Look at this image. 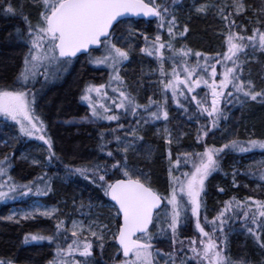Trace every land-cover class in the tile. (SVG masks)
Listing matches in <instances>:
<instances>
[{
	"label": "snow or ice",
	"instance_id": "obj_1",
	"mask_svg": "<svg viewBox=\"0 0 264 264\" xmlns=\"http://www.w3.org/2000/svg\"><path fill=\"white\" fill-rule=\"evenodd\" d=\"M179 2L31 0L32 5L38 9L33 24L23 11L24 5L17 7L10 0H0V15L23 17L27 30L26 33L18 31L17 35L28 46L23 67L13 82H0V118L5 123L11 122L17 126L20 137L42 141L47 146L45 159L49 164L59 157L53 149L52 138L47 135L42 114L38 111V95L44 84L60 79L82 55L94 67L102 66L110 70L108 84H87L84 87L80 100L86 103L88 113L79 121L93 125L115 123V127H109L99 134V151L109 160L95 163L91 167L64 166L68 175L80 176L94 184L112 202L107 205L112 213L109 221L98 224L96 221L86 223L73 219L71 225L66 226L65 221L57 216V207H45L38 199L23 214H10L6 217L15 223L37 216L56 221L55 230L50 234L28 233L23 238L25 245H43L46 242L54 249L48 264H95L94 249L98 247L103 254L109 241L116 248L113 264H246L243 259L232 260L227 254L226 225L233 217L226 213L233 207L242 209L240 218L246 222V231L264 249V239L260 235L264 232V201L246 198L255 206L253 211L251 205L233 197L225 201L224 207L211 220L206 215L202 219L206 181L214 172L221 170V154H227L226 150L251 153L259 149L264 152V139H231L220 147L205 143L203 151L183 152L175 160L169 147L166 195L152 187L148 174L128 164V153L135 149L137 141L143 140L139 134L141 127L161 120L169 121V100L189 120L195 119L200 123L201 116L207 117V123L202 124L197 131V143H201L210 131L218 128L221 119H227L221 108L222 102H236L241 106L249 101L264 104V88L257 90L253 80L244 76V65L249 59L256 60L257 53L264 55V0H260V7L254 10L257 19L253 22L250 35L247 34V26L237 25L234 19L247 12L245 0H231V3L223 4L206 0L193 5L197 14L207 15L215 10L214 14L225 22L227 29L224 33L226 51L214 58L195 52L197 60L194 65L188 62L191 49L183 46L175 48L172 43L177 36L183 37L189 31L186 25L182 30L178 28L173 6ZM137 23H155L157 28L153 37L144 32L139 33L144 41V47L139 51L157 61V71L161 77L158 81L161 85V98L155 100L150 96L147 104L139 103L135 96L122 87L124 81L120 71L130 58L133 49L131 41L126 46H118L115 42V34L121 25H127L128 35L134 37L136 30L133 25ZM164 29L168 33L167 41L162 39L161 30ZM101 46L103 54L94 56L93 52ZM165 49L172 55L165 56ZM202 56L203 63L200 62ZM169 61L172 65L170 73L164 67ZM217 65L222 68L219 73ZM40 78L43 80L41 89H35ZM113 82L117 86H112ZM108 88L117 96L109 97L106 91ZM199 88L207 91L201 95L196 91ZM108 99H111V106L101 102ZM192 104L195 109L190 112L189 106ZM129 116L134 118V123L130 122L126 126L122 121ZM164 133L165 144L171 146L173 137L167 126ZM113 143L114 150L109 148ZM115 153L120 154L119 159ZM22 158L28 159L26 156ZM30 163L39 165L41 161L33 157ZM182 164H190V170H181ZM11 167L8 155L0 159V202L15 200L17 193L21 197L39 198L52 191V180L47 173L28 183L18 184L9 174ZM173 169L179 175L174 174ZM237 174L234 170V187L237 186ZM246 174L258 175V179L264 181V160L258 162V173ZM218 190L224 191L223 188ZM190 221L194 222L199 236L186 238V243L185 239H180L179 233L182 225ZM69 233L72 237L70 242ZM160 238L170 241L171 251L165 252L153 243ZM0 264L15 262L12 259H0Z\"/></svg>",
	"mask_w": 264,
	"mask_h": 264
},
{
	"label": "trees",
	"instance_id": "obj_2",
	"mask_svg": "<svg viewBox=\"0 0 264 264\" xmlns=\"http://www.w3.org/2000/svg\"><path fill=\"white\" fill-rule=\"evenodd\" d=\"M163 1L165 3V0L157 2ZM181 1L182 4H187L188 6H190V2L196 5L206 2V0ZM10 2L17 7L24 5V13L33 19L34 13H28V10L31 11V6H29L31 0H10ZM167 2L169 1L167 0ZM208 2L219 4L220 0H208ZM245 3L248 9L255 10L260 7V0H246ZM214 13L215 11L212 10L207 15H190L189 13L187 16H184V19L187 20L186 26L189 29L185 35V40L189 43L188 47L197 49L198 51L203 50L210 57L217 55L216 51L220 49L224 51L226 49L224 33L227 32V29L224 21L218 20V16ZM250 15L251 13H245L244 15L234 17L237 25L247 26V34L249 35L254 26L253 22L257 19L256 16L255 20L249 22L248 18H250ZM23 25H25L24 20L19 15H0V82L5 84H11L19 73L22 58L27 51L25 48H28L27 45L23 46L21 43H14V31L17 32V28L24 30L25 27ZM134 25L135 29L139 32L146 34L154 32L152 23H137ZM118 31L116 32L117 34ZM249 60L250 62L244 66V71L248 73V77L253 80L258 90L264 88L262 77V74H264V55L257 53L256 60ZM80 62L81 60L76 67H73V71L68 75L65 83L62 86L51 89L43 97L44 99H41L39 104V111L42 114L44 122L50 128V133L48 132L47 134L52 138L53 149L59 159H54L49 164L45 159L47 155L46 146L41 143L40 145L36 141H27L23 138L20 139L21 141L18 144L11 143V147H6L5 145L6 148L0 149V159L5 155L11 158L12 167L9 169V174L18 184L28 183L44 173H47L48 177L52 180V191L47 196L39 198L29 196L13 202L17 205H26L32 202V198L34 200L40 199L48 204H57L62 201L64 203L61 205V210L57 216L59 219L64 220L66 225L73 218L84 217L86 212L92 214L98 206L111 204L108 198L103 195L100 188L80 176L68 175L64 167L65 164L91 167L95 163H104L106 160H109V158L99 151V134L102 131H106L109 127L116 126L115 123L108 125L106 122H104L106 126L89 125L79 122L88 113L87 105L80 100L84 87L91 83H97L98 85L108 84L107 81L99 79V71H95L91 67L80 66ZM144 62L147 63L149 60L146 57L142 59L139 54H134L131 57L130 66L126 67L127 71L124 75L122 87L133 96L140 97L142 102L146 103L145 98L148 97V94L144 90V87H142L143 84L140 83L144 75ZM249 72L251 75H249ZM198 90L199 92H197L201 94V88ZM106 91L112 97L117 96V93H113L111 88L106 89ZM103 103L111 106L106 100ZM246 106L248 109L240 113L243 106L239 103L231 102L223 104L222 109L225 115L231 112L232 114L238 112L241 115L237 120L234 119L236 121L234 124H237V128H234L230 132L237 133L240 136L239 139L242 141L247 140L245 137H241L246 132L252 138L260 139L261 136H264V104L259 106L257 102H248ZM194 109V104L189 106L190 112ZM239 109L241 111H238ZM171 113L172 128L176 131H174L176 138L180 139V143L177 146L170 147L173 155L172 158L177 157L184 148L188 152L198 151L197 147L200 144L197 143V131L201 128L202 124L207 123V117L201 116L199 118L200 123H197L195 119L189 120L186 114L185 120L182 121L175 115V110H171ZM226 116L228 117V115ZM222 120L221 128H215L210 131L202 143L215 145L214 142H216L219 132L226 124L225 119ZM69 121L71 123H68ZM122 122L126 126L130 122L134 123V121L128 122L127 120H123ZM229 130H231V127ZM182 132L185 134L184 137L180 136ZM158 134H160V131L157 130L155 125H147L146 130H143L141 133L143 140L137 141L136 145L139 143L141 147L142 144H148L151 148H147L143 154L136 153L138 150L136 152L130 151L128 153V164L148 174L152 187L161 192V194H164L168 187V169L170 165L169 161L165 160L167 147L164 144V134ZM1 139L4 142L6 138ZM38 146L42 148V153L40 154V158L42 159L41 165H32L27 160L19 158L21 150L26 151L30 149L32 152L33 148ZM109 148L114 150L115 144L109 145ZM226 152L227 154H221V170L214 172L206 181V194L203 196L204 207L202 214L203 216L206 215L209 220L224 207L225 201H230L233 197L249 205H251V201L246 200L248 197L264 201V181H260L258 175L250 176L246 174L249 172L258 173V167L252 169L244 168L247 161L264 158V152ZM115 154L119 159L120 154ZM234 170L238 173L235 176V184L237 185L235 187L233 186ZM220 188H223L224 191H219L218 189ZM17 195L19 194L17 193ZM81 204H83V207H81ZM5 207L8 209V206ZM251 207L255 211V206L251 205ZM233 209L234 212L232 211ZM233 209L226 213V215L233 217L229 224L226 225L228 231L227 254L232 260L243 259L246 264H264V249L260 248L255 238L246 231L244 226L246 222L240 218L242 217V209L236 207H233ZM101 210L108 214L107 209ZM55 223V220L43 218L35 221H22L20 223L2 221L0 219V259H12L15 264H48V261L54 254V249L46 242L43 245L33 244V247H26L23 244V238L28 233L39 232L50 234L55 230ZM186 227L183 229L182 239L187 238L189 232L192 231L191 223H188ZM260 235L261 239H264V232H261ZM68 239L69 242L72 239L70 234H68ZM159 242L170 241L163 239ZM160 245L165 246L166 244L162 243ZM21 246H25L26 248H21ZM115 253L116 248L111 246L110 241L106 243L103 254H101L98 247L95 248V264H113ZM77 259L82 258L77 257Z\"/></svg>",
	"mask_w": 264,
	"mask_h": 264
},
{
	"label": "rangeland",
	"instance_id": "obj_3",
	"mask_svg": "<svg viewBox=\"0 0 264 264\" xmlns=\"http://www.w3.org/2000/svg\"><path fill=\"white\" fill-rule=\"evenodd\" d=\"M157 1H159V0H157ZM161 1V0H160ZM169 2L168 3H171V0H168ZM245 2H246V0H245ZM160 3H164V1L163 2H160ZM223 3H231V0H220V2H219V4H223ZM190 6H188L187 4H182V1L180 0V2L176 5V7L174 8V14H175V16H176V18H177V23H178V28L180 29V30H182L183 29V27L187 24V20H185L184 19V16H187L189 13H190V15H201V14H197L196 12H195V9H194V7H193V5H196V4H193L192 2H190V4H189ZM29 6H31V11H29L28 10V13H30V12H33L34 13V17H33V19H31V17H29V15L28 14H25V15H27L30 19H31V21H32V23L33 24H35V22H36V19H37V15H38V9L36 8V7H34L33 5H32V3L30 2L29 3ZM215 11V10H214ZM189 12V13H188ZM246 13H251V15L249 16L250 18H248V16H247V18H248V21L250 22L251 20H255V17H256V15H254L253 13H254V10L253 9H248L247 10V12ZM245 14V13H244ZM243 14V15H244ZM218 16V15H217ZM23 18V17H22ZM218 20H220V21H222L220 18H219V16H218V18H217ZM24 20V19H23ZM247 20V19H246ZM24 23H25V21H24ZM225 23V22H224ZM24 27H25V29L23 30V29H16V31L17 32H15L14 31V43L16 44V43H21L23 46H25V45H27L26 43H24L22 40H20L19 38H18V35H17V33H18V31L20 32V33H26V30H27V24L25 23V25H23ZM152 28H153V30H154V32H150V34H147V35H149L150 37H153L155 34H156V32H157V28H156V24L155 23H153L152 24ZM121 30H122V33L120 34V36H115L116 37V40H115V42L117 43V45L118 46H126L127 44H128V42L129 41H131V43H132V45H133V49H132V51H131V54H130V58H129V60L128 61H126L125 62V64H124V66L121 68V71H120V75H121V77L123 78V80H124V75H125V73H126V67H128V66H130V62H131V57L134 55V54H139L140 56H141V58L143 59L144 57H146V59L147 60H149V62H147V63H145L144 62V69H143V77H142V81H140V83H142L143 85H142V87H144V90L146 91V93L148 94V97H152L153 99H155V100H159L160 98H161V85H159L158 84V81L161 79V77H160V75H159V72L157 71V69H158V67H159V65H158V63H157V61L153 58V57H150V56H147L146 54H144V53H141L140 51H139V49L140 48H142V47H144V41H143V38L139 35V31H136V35L134 36V37H130L129 35H128V32H127V25H122L121 26ZM146 34V33H145ZM161 35H162V39L163 40H165V41H167L168 39H169V37H168V33H167V31H166V29H164V30H161ZM191 43H192V41H190ZM172 43H173V45H174V47L175 48H180V47H187L188 49H191V51H192V54L189 56V58H188V62H189V64L190 65H194L195 64V62H196V60H197V57L194 55V53L195 52H201V53H203L205 56H208L207 55V53L206 52H204L203 50H197V49H194V48H191V47H188V45H189V43L185 40V36H183V37H180V36H177L176 37V39L175 40H173L172 41ZM25 50H27L28 51V48H25ZM26 51V52H27ZM216 51V50H215ZM226 51V49L223 51V49L221 50H218V51H216L218 54H222L223 52H225ZM103 54V50L100 52V53H94L93 55L94 56H100V55H102ZM164 54H165V56H171L172 54L171 53H169L166 49L164 50ZM217 54V55H218ZM217 55H214L213 57H210V56H208L209 58H214V57H216ZM177 60H179V57H177L176 58ZM200 62L201 63H203L204 61H203V56L200 58ZM248 62H250V60L248 61ZM85 63L86 64H89L88 62H87V60L85 61ZM90 65V67L93 69V70H95V71H99L100 72V75L98 76L99 77V79H102V80H105V81H107V82H109V69L108 68H105V67H94L93 65H91V64H89ZM229 66H231L230 64H229ZM245 66V65H244ZM22 67H23V63H22V66L21 67H19V71L22 69ZM151 67H153V68H151ZM165 70L167 71V72H171V70H172V65H171V61H169L168 63H166L165 64ZM72 71H73V67H71L70 69H69V71L66 73V74H64L60 79H57V80H55V81H53V82H50V83H46V84H44V86H43V88L45 87H56V86H58L60 83H62L64 80H65V78H66V76H68V75H70L71 73H72ZM217 71H218V73L219 72H221L222 71V68H221V66L220 65H217ZM244 76H245V78L246 79H251L250 77H248V73H246L245 71H244ZM262 77H263V81H264V74H262ZM181 78H183V72H182V70H181ZM219 76L217 77V80H219ZM101 82H103V81H101ZM43 83V80H42V78H40V81L39 82H37L36 83V85H35V88L36 89H41V84ZM91 84H95V85H98L97 83H91ZM113 84H114V87L115 86H117L116 85V83L115 82H113ZM255 84V83H254ZM256 86V85H255ZM51 89V88H50ZM200 89V88H199ZM256 89L258 90V88H257V86H256ZM201 90H202V88H201ZM196 91H198L199 92V90L197 89ZM205 91H207L206 89H203L202 90V93H201V95H203V92H205ZM227 91V90H226ZM93 95H95V94H93ZM169 96L171 95V93H169L168 94ZM115 96V95H114ZM109 97H112L111 95H109ZM148 97L147 98H145V100H146V103H143L142 102V100L140 99V97H136V99H137V101L139 102V103H143V104H147V102H148ZM104 100H102L101 102H103ZM109 104H111V99H109V100H106ZM253 101H249V103H252ZM85 105H86V103L85 102H83ZM223 102L221 103V108H223ZM258 105V104H257ZM259 106H261V104L259 103ZM246 109H248L247 108V106L245 105V106H243V107H241V110L239 109L238 111H241L240 113H243ZM168 110H169V113H170V115H169V121H167V122H164V121H157V122H155V123H149L148 125H155V127L157 128V130H159L160 131V134H158V135H161V134H164L165 135V133H164V128H165V126H167V128L169 129V131L172 133V137H173V143L171 144V146H169V145H166L165 144V142H164V144L166 145V147H167V151H168V149H169V147H174V146H177L178 145V143H180V139H178V138H176V135H175V130H173V126H172V123H171V119H170V116H172V113H171V110H175V115L177 116V117H179V119H181L182 121H184L185 119V114L182 112V110H179V109H177L176 108V106H175V104L171 101V100H169V104H168ZM236 113H238V112H234V114H231V115H229L228 117H227V119L225 120L226 121V124H225V126L221 129V131L219 132V135H218V138L216 139V142H214V146L215 147H220L221 145H223L224 143H227L229 140H231V139H239L240 138V136L237 134V133H232V132H230V131H232V130H234V128H237V124H234L236 121L235 120H237V118H240L241 117V115H240V113H238V114H236ZM235 119V120H234ZM125 120H127L128 122L129 121H134V118H132L131 116H129V117H127ZM222 119L220 120V122H219V127L218 128H221L220 127V125H221V123H222ZM133 123V122H132ZM234 124V126H232L233 124ZM87 124V123H86ZM232 124V125H231ZM89 125H93V124H89ZM96 126H106L105 125V123L103 122V123H98V124H95ZM147 127V125H143L142 127H141V131H140V135H141V133H142V131L144 130H146V127ZM231 127V130H229V128ZM144 128V129H143ZM175 131V132H174ZM249 133H247L246 132V134L245 135H243V136H241V137H245L246 139H248L249 137H252V136H250V135H248ZM48 135V134H47ZM121 135H122V133H121ZM180 136H182V137H184L185 136V134H184V132H182V134L180 135ZM0 137L1 138H6L5 139V141L3 142V140L0 138V149H4V148H6L7 146L8 147H11V143L12 144H18L21 140V138H23V137H20V134H19V132H18V128H17V126H15L14 124H12L11 122H7V123H5V122H3L2 121V118H0ZM23 139H26L27 141H36L37 143H41V144H43L42 143V141H38V140H35V139H28V138H23ZM260 139H264V136H261V138ZM239 140H241V139H239ZM242 141V140H241ZM40 144V145H41ZM114 144V143H113ZM198 144H200V146L199 147H197V149H198V151H203V145L205 144V143H198ZM5 145H6V147H5ZM46 146V145H45ZM209 146H213V145H210L209 144ZM41 146H38V147H34L33 148V150H32V152H31V150L30 149H27L26 151H23V150H21V153H20V155H19V158H21V160L23 159L22 157H28V159H24V160H27L29 163H30V160H31V158H33V157H35L36 159H38V160H40L41 161V163L39 164V165H41L42 164V159L40 158V154L42 153V148H40ZM47 147V146H46ZM147 148H151L148 144H142L141 145V147H140V144L138 143V145H136V147H135V149L133 150V151H137L136 153H140V154H143V153H145V150L147 149ZM28 151H30V152H28ZM155 151V150H154ZM167 151H166V155H165V160H168V157H167ZM227 151V150H226ZM256 151H261V150H259V149H255V150H253L252 152H256ZM183 152H188V150L186 149V148H184L180 153H183ZM147 153V152H146ZM172 153V152H171ZM223 154V153H222ZM173 156V155H172ZM176 158V157H175ZM175 158H173V160H175ZM181 158V160H183L184 158H183V156H181L180 157ZM261 160H264V158H261V159H257V160H253V161H247L246 162V164L244 165V168H247V169H252V168H257L258 167V162L259 161H261ZM31 164V163H30ZM33 165V164H32ZM237 165V164H236ZM190 168H191V165L190 164H188V165H181V170H184V171H187V170H190ZM141 170V169H140ZM142 171V170H141ZM173 171H174V174H176V175H179V172L178 171H176L175 169H173ZM161 193V192H160ZM167 193H164L163 195H166ZM18 199H25V197H21V196H19V195H17L16 196V199L15 200H12V199H9V200H7V201H5V202H0V207L2 208L1 210H0V219L3 221V220H5V221H9V220H7L6 219V217L8 216V215H10V214H17V215H20V214H23L25 211H28V210H30L31 209V206H32V204H33V202L34 201H36V200H34L33 198L31 199V201L32 202H29L28 204H26V205H17L15 202H13V201H16V200H18ZM39 201H40V204L41 205H43V206H45V207H57L58 209H59V211H58V213L60 212V210H61V205H63V203L64 202H59V203H57V204H48V203H45V202H43L42 200H40V199H38ZM109 205V204H108ZM5 206H8V209L5 207ZM3 208H5V209H3ZM101 209H107V212H108V214H106L105 212H103ZM233 212H234V209L232 210ZM202 212H203V208H202ZM58 213H57V215H58ZM111 215H112V213L110 212V210H109V208L107 207V205H105V206H98L97 208H96V210L92 213V214H90L89 212H86V214H85V216L84 217H82V218H73V219H75V220H77V221H81V220H83V221H85L86 223L88 222V221H96L98 224H103V223H107L108 221H109V219H110V217H111ZM107 218V219H103V218ZM39 218H43V219H47V218H44V217H40V216H37L35 219H28V220H21V222L22 221H35V220H37V219H39ZM73 219H71V220H69V222L67 223V225L66 226H70L71 225V221L73 220ZM161 219H163V218H161ZM202 219H203V215H202ZM10 222H13V221H10ZM189 223H191V225H192V231H190L189 232V234H188V237L187 238H191V237H193V236H196L197 238H198V236H199V234L195 231V227H194V222H189ZM187 225H182V227H181V229H180V233H179V235H180V239H182L181 238V236L183 235V229L184 228H187L186 227ZM207 228V227H206ZM38 229H40V228H38ZM115 230V228L113 227V231ZM206 230H209L208 228L206 229ZM41 231V230H40ZM45 231V230H44ZM153 231L155 232V229H153ZM70 234V233H69ZM246 235V234H245ZM71 236V235H70ZM228 237V236H227ZM164 238H160V239H156V240H154L153 241V243L154 244H156V246L157 247H159L160 249H162L163 251H165V252H169V251H171L172 249H171V247H170V242H159V241H161V240H163ZM185 242L187 243V240H186V238H185ZM162 244V243H164V244H166L165 246H162V245H160V244ZM169 244V245H168ZM28 246H30V247H33L34 245L33 244H28ZM21 248H26L25 246H21ZM189 255H190V253H189Z\"/></svg>",
	"mask_w": 264,
	"mask_h": 264
},
{
	"label": "flooded vegetation",
	"instance_id": "obj_4",
	"mask_svg": "<svg viewBox=\"0 0 264 264\" xmlns=\"http://www.w3.org/2000/svg\"><path fill=\"white\" fill-rule=\"evenodd\" d=\"M119 33L121 34L122 33V30H121V26H120V28H119ZM103 49V48H102ZM101 49V50H102ZM100 50V51H101ZM100 51H96V52H100ZM95 53V52H94ZM24 58V57H23ZM23 58H22V63H23ZM81 60V62H80V66H86V67H90V65L89 64H86L85 63V61L87 60V57L86 56H82V57H80L73 65H72V67H76V65L79 63V61ZM22 66V65H21ZM92 67V66H91ZM68 76H66V78H67ZM66 78H65V80L62 82V83H60L58 86H62L64 83H65V81H66ZM58 86H56V87H58ZM53 89V88H55V87H44V88H42V90L40 91V93H39V95H38V101H37V103H38V111L40 110V106H39V104H40V102H41V99L43 98V97H45L46 96V94L51 90V89ZM36 89V88H35ZM44 99V98H43ZM47 126V125H46ZM50 128L47 126V133L49 132L50 133ZM25 245V244H24ZM26 247H30V246H28V245H25Z\"/></svg>",
	"mask_w": 264,
	"mask_h": 264
},
{
	"label": "water",
	"instance_id": "obj_5",
	"mask_svg": "<svg viewBox=\"0 0 264 264\" xmlns=\"http://www.w3.org/2000/svg\"><path fill=\"white\" fill-rule=\"evenodd\" d=\"M133 19H136V18H133ZM100 48H101V47H100ZM100 48H99V49H100ZM82 56H84V55H82ZM109 201H110V200H109ZM110 202H111V201H110ZM111 203H112V202H111Z\"/></svg>",
	"mask_w": 264,
	"mask_h": 264
}]
</instances>
